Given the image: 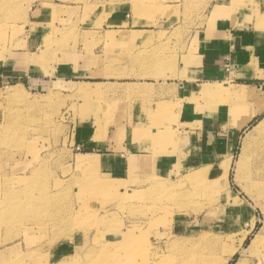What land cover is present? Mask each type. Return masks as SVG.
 Here are the masks:
<instances>
[{"label":"rangeland","instance_id":"obj_1","mask_svg":"<svg viewBox=\"0 0 264 264\" xmlns=\"http://www.w3.org/2000/svg\"><path fill=\"white\" fill-rule=\"evenodd\" d=\"M50 1L0 0V264H116L120 254L123 264H264V114L244 127L217 176L160 178L150 167L107 174L97 153L76 150L74 128L92 123L107 133L122 115L94 92L79 95L57 69L93 63L104 42L100 66L118 52L119 34L87 28L123 0H74L78 12L54 6L51 22L35 23ZM175 1L176 11L205 7ZM240 92L231 103L257 100Z\"/></svg>","mask_w":264,"mask_h":264},{"label":"crops","instance_id":"obj_2","mask_svg":"<svg viewBox=\"0 0 264 264\" xmlns=\"http://www.w3.org/2000/svg\"><path fill=\"white\" fill-rule=\"evenodd\" d=\"M199 1L206 8L185 12L176 11L175 0H123L87 23L94 33L119 34L112 47L118 52L100 66L104 42L95 48L94 64L73 59L66 71L57 69L79 95L94 92L122 115L107 133L92 123L74 128V145L97 153L107 174L127 177L150 167L160 178L197 170L217 176L245 128L264 114V0ZM50 3L36 10L35 23L51 22L54 6L80 8L74 0ZM241 89L257 100L231 103L242 99ZM241 113L253 115L245 128Z\"/></svg>","mask_w":264,"mask_h":264},{"label":"bare ground","instance_id":"obj_3","mask_svg":"<svg viewBox=\"0 0 264 264\" xmlns=\"http://www.w3.org/2000/svg\"><path fill=\"white\" fill-rule=\"evenodd\" d=\"M235 96H238V95H240V94H238V93H235L234 94ZM226 96V95H225ZM252 119H253V115H244V116H242V118L240 119V121H239V127L241 128V127H246L251 121H252ZM262 125H264V122L263 123H261V126ZM81 165H85L83 162L81 163V162H79V166H81ZM86 166V165H85ZM100 188H102V189H112V190H114L115 191V189H116V187L113 185V184H101V186H100ZM261 241H263V237L262 238H260V237H257V238H255L254 240H253V245H258L259 244V242H261ZM119 249H122L123 250V244H120V247H118ZM121 250V251H122ZM119 254V253H118ZM111 258L112 257H108L107 259H108V261H111ZM114 261H115V263L117 264V263H120V264H123V254H120L118 257H116V259H115V257H114Z\"/></svg>","mask_w":264,"mask_h":264},{"label":"built area","instance_id":"obj_4","mask_svg":"<svg viewBox=\"0 0 264 264\" xmlns=\"http://www.w3.org/2000/svg\"><path fill=\"white\" fill-rule=\"evenodd\" d=\"M76 150L79 151V152L81 151L80 147H77Z\"/></svg>","mask_w":264,"mask_h":264}]
</instances>
